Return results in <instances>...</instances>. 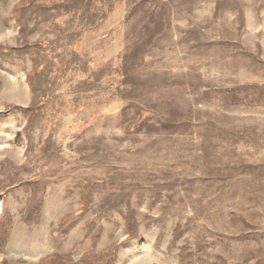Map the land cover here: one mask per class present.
<instances>
[{
  "label": "rangeland",
  "instance_id": "rangeland-1",
  "mask_svg": "<svg viewBox=\"0 0 264 264\" xmlns=\"http://www.w3.org/2000/svg\"><path fill=\"white\" fill-rule=\"evenodd\" d=\"M1 225L0 264H264V0H0Z\"/></svg>",
  "mask_w": 264,
  "mask_h": 264
},
{
  "label": "trees",
  "instance_id": "trees-1",
  "mask_svg": "<svg viewBox=\"0 0 264 264\" xmlns=\"http://www.w3.org/2000/svg\"><path fill=\"white\" fill-rule=\"evenodd\" d=\"M31 214H32V213H29V216H28V218H27L28 220L30 219ZM2 226H3V225L0 226V243H1L2 240H3V236H2L3 231L1 230V227H2Z\"/></svg>",
  "mask_w": 264,
  "mask_h": 264
}]
</instances>
